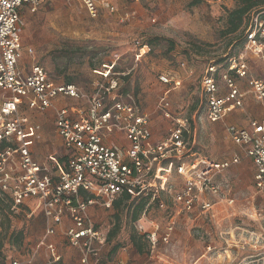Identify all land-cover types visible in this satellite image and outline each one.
I'll list each match as a JSON object with an SVG mask.
<instances>
[{"label":"rangeland","instance_id":"obj_1","mask_svg":"<svg viewBox=\"0 0 264 264\" xmlns=\"http://www.w3.org/2000/svg\"><path fill=\"white\" fill-rule=\"evenodd\" d=\"M110 1L118 13L110 14L104 9L97 20L90 18L78 0L41 4L34 13L24 10L22 42L34 50V57L23 55L24 62L30 65L36 61L58 82L67 83L71 79L87 92H91L94 81L100 80L97 72L102 73L103 65L115 62L122 93L138 98L149 115L150 125L156 126L157 140L169 138L177 126L176 119H184L191 124L197 139L195 145L189 140L194 158L200 155L223 162L240 155L227 135L225 124L208 122L200 105V81L205 69L212 62L237 54L239 32L229 34L227 20L229 12L236 8V1L203 0L198 6L192 4L193 0ZM126 13H130L129 18L119 21V15ZM138 41L147 46L144 54ZM172 43L174 49L170 50ZM161 74L182 82L171 94L175 109L171 119L158 106L165 90L159 80ZM26 114L29 116L28 110ZM63 153L59 147L50 154L35 153L34 159L51 164L54 157L59 159ZM254 173L251 162L244 156L240 165L223 171L216 180L226 191L221 200L233 199L234 204L218 203L207 214L198 210L193 215L182 213L178 235L169 245L160 242L154 253L145 243L147 249L139 254L131 242V237L140 232V225L133 223L132 218L135 207L144 198L142 194H132V199L119 212L112 205L90 206V215L97 228L107 235V244L89 264H264V194L254 188ZM183 188V178L173 172L170 189L181 191ZM161 201L166 208L156 205L149 219L160 226L162 234L179 206L167 193L161 195ZM6 206L0 214L1 232L7 237L0 264H46L50 255L46 246L29 263L46 233L43 216L38 214L30 219L28 211L16 214L8 200ZM116 225L118 231L110 238ZM20 232H23L21 244L13 245L18 237L10 236ZM66 245L60 254H67L70 262L61 264H83L80 251L71 244ZM117 245L119 251L111 256ZM45 252L46 257H40ZM122 255L128 261L117 259Z\"/></svg>","mask_w":264,"mask_h":264},{"label":"built area","instance_id":"obj_2","mask_svg":"<svg viewBox=\"0 0 264 264\" xmlns=\"http://www.w3.org/2000/svg\"><path fill=\"white\" fill-rule=\"evenodd\" d=\"M55 0H0V198L12 200L11 210L18 214L29 201L35 202L33 211L42 210L46 219V234L55 235L56 225L68 217L71 226L66 238L72 247L81 253L83 264H88L91 255H97L106 246L107 235L98 229L89 216L92 205L110 206L123 193L143 192L150 202L142 214V221L151 230L140 224L139 231L150 242L155 251L160 242L172 243L175 217L171 218L162 234L160 226L149 219L150 207L159 199V207L165 209L160 200L162 194L173 196V202L190 214L198 210L211 212L215 203L207 198L220 197L223 189L215 182L240 158L222 163L195 157L190 153V123L176 119L177 126L169 138L153 142L149 116L135 95L122 93L120 73L112 63L102 71V79L88 93L73 83L59 84L50 78L46 69L34 63L29 73H24L19 63L25 52L34 57V50L22 42V12L26 8L36 12L42 3ZM91 19L97 20L101 9L117 12L116 6L99 0H78ZM130 13L121 17L127 20ZM246 44L240 54L226 68L210 64L201 81L206 118L211 123H221L231 110L244 106L243 93L235 85L234 75L248 78L249 54L257 56L264 65V7L254 11L245 29ZM140 47V42H137ZM164 85L180 86L167 75H160ZM221 82L227 92L221 95ZM250 93L254 98L264 99V81L250 79ZM83 102L86 112H78L74 106L56 110L58 135L69 152L64 169L56 162L57 175L48 165L40 164L32 157L26 143V128L29 119L24 109L44 112L54 108L57 98ZM167 119L173 117L167 98L159 105ZM250 130L228 126L232 141L240 146L254 164L256 175L254 188L264 194V124L251 122ZM113 132L123 133L129 142L127 149L107 139ZM173 172L184 180L181 192L170 189ZM83 194L93 197L84 200ZM229 206L234 204L230 199ZM59 255L51 251L48 264H57ZM13 264H20L14 262Z\"/></svg>","mask_w":264,"mask_h":264},{"label":"crops","instance_id":"obj_3","mask_svg":"<svg viewBox=\"0 0 264 264\" xmlns=\"http://www.w3.org/2000/svg\"><path fill=\"white\" fill-rule=\"evenodd\" d=\"M104 1H107V2L112 3L110 0H101V1H99L100 5ZM42 4H46V3H42ZM24 10H26L27 12H29L26 8ZM24 10H23V12H24ZM103 10H104V8L101 9V14H102ZM116 13H118V12H116ZM122 16H124V15H121V16L119 15V17H118V20L119 21H121V17ZM100 17H101V15H100ZM241 50L238 52L239 54H240ZM145 51H146V48H141V51L140 52L142 54H144ZM24 54H25V52L23 53V55ZM34 63L40 64V63H37L36 61H34ZM247 63H248V67H249V76H248V78H239V77H236L234 75L235 85L237 87H239L240 90H241V92L243 93L242 101H243L244 106L242 108L238 107L237 109L231 110L228 113V115L226 116V118L221 123H211L210 122L211 124H222V123H224L225 126H226L227 135H228V131H227L228 126H235L238 129L239 128H242V129L250 130V128H251L250 127L251 126V122H256L257 121V122H259L261 124H264V99L254 98L253 95L250 93V88L248 87V81L250 79H259V80L264 81V65L257 58V56H255L253 54H249V56L247 58ZM33 64L27 65V63L24 62V59L22 57V60L20 61L19 66L24 71V73H29V71L31 69V66ZM103 66H104V68H106V67H109L110 64L108 66L107 65H103ZM97 73L99 75H101L100 76V80H101L102 79V74L99 73V71ZM161 75H167V74H161ZM203 77H204V74H203L202 78ZM50 78L53 79L54 81H56L59 84H69V83L75 84L74 82H69V83H61V82H58L56 79H54L53 77H51V75H50ZM202 78H201V81H202ZM201 81H200V88H201ZM96 82H98V81H96ZM96 82L95 81L93 82V84H92L93 87H94V85H95ZM180 83L181 84L178 87H175L174 84H170V86H169V85H164V84L161 83L164 86V89L165 90L163 92L164 95L162 96V98L160 99V101L163 98H167L168 101H169V103H170V106H171V111L173 113H174L175 109H174V106H173V101L171 99V94H172L173 90L178 89V88H180L182 86V82L181 81H180ZM75 85L77 87H79L77 84H75ZM172 85L174 86V88H173ZM79 88L82 89L81 87H79ZM220 88H221V95L227 92V88L224 86V83L223 82H221ZM83 91H85V90H83ZM85 92H87V91H85ZM91 92H93V88H92ZM91 92H88V93H91ZM201 92H202V98H201L200 105H201V107H204V113H205V117H206V109H207V106L205 105L204 95H203V89L202 88H201ZM247 96H249L252 99L247 98ZM160 101H159V103H160ZM70 106H74L75 108H77L78 112H83V113H85L86 112V109H87L86 106H85V104L83 102L76 101V100H73V99H70V98L69 99H65V98L60 97V98H57L54 101V108L49 109L47 111H44V112H38V111H36L35 112V111H32V110H28V109H24V111H23V114L29 119V123H28L27 128H26V143H28V146H29V148L31 150L33 159H34L35 153H39V154L40 153H47V154H50V153H52L54 151H57V149L59 147L62 148V150H63L64 153L61 156V158L57 159V158L54 157L51 160V164H49V163H43V165L50 166L51 169H52V172L54 174H56V175L58 173V169H57V166H56V162H59L60 166H62L65 169L66 168V165H67V162H68V154H69V152L65 149L64 144L61 141V138L58 135L57 125L55 124V121H56V110L57 109H60V108H65V107H68L69 108ZM26 110H28V115L29 116H27ZM190 127H191V124H190ZM155 128H156V126L152 127L150 125V130H151V133H152V140H153V142L154 143L155 142L157 143V142L164 141V140H157L155 138V136H154ZM191 134L189 136V139L190 140L192 139L191 141H193V144L195 145L196 142H197L196 136L194 135V133L192 131H191ZM228 137H229V135H228ZM107 142L108 143H114V144L118 145L120 148L123 147V148L127 149L129 147V142L125 139V136H124L123 133L120 134V133H117V132H113L112 134L109 135V137L107 139ZM234 145H235V143H234ZM235 146L239 149L240 155L239 154H235L232 157L231 160H233L235 157H239L240 158V162H241V157L244 156L246 159H248L251 162V164L253 166V169L255 171V167H254L253 162L251 161V159H249L247 157V155H245L244 150L240 146L239 147L237 145H235ZM199 157L205 158V157L200 156V155H199ZM231 160H225V161H231ZM214 162H216V161H214ZM219 163H222V162H219ZM237 165H240V163L237 164ZM221 175H219L218 177H220ZM255 175H256V171L254 173V179H255ZM217 178H216V180H217ZM216 180H215V182H216ZM221 188H222V186H221ZM181 191H177V192H181ZM225 192L226 191L223 189V193H222V195L220 197H211L210 195H207V197L205 199L211 197L209 199H212V202L216 203L215 206L218 203H224V202L225 203H228V199L221 200V197L225 195ZM178 206H179L178 211L174 214V216L171 217V218H174L175 217L174 221H175V224H176L175 230H174V233H173V236H172V240H173L174 236L178 235V233H179V230H177V226L179 225V217H180V215L182 213H185V212L182 211V207L180 205H178ZM34 208H35V202L34 201H29V202L26 203V205H24V206L21 207L20 213H18V214H21V212L28 211V213L27 212L26 213L28 214V218H30V219L33 218V217H36L38 214H41L43 216V221H44V224H45V227H46V219H45V216H44L43 211L42 210H38L36 212V211H33ZM150 208L151 209H150V211L148 213V216L151 215L152 210L154 209L152 206ZM145 209H146V207H145ZM194 212H192V213L190 212V214L193 215V214L197 213V212H195V213ZM90 214H91V211L89 209V216L91 217ZM142 214H141L140 220L138 221V225L142 224L147 229L151 230L152 229L151 226L149 224H147L145 221H142L141 220L142 219ZM186 214H188V213H186ZM190 214H188V215H190ZM91 219H92V217H91ZM93 222H94V220H93ZM94 224H95V222H94ZM70 226H71L70 220L68 219L67 216L64 217L62 223L55 226L56 227V229H55V235H53L51 237H48V239L42 245L41 244V241L44 239V236L45 235L43 236L42 240L39 242V245L37 246V250L33 253L32 258H30V260H29L30 262L29 263H32V261L35 259L36 255H37L39 249L41 247H43V246L44 247L46 246L45 248H47L49 250V252H48L49 254L52 251L55 254L57 253L59 255L60 260H59V262L57 264H61L62 262L69 263L70 260H69V257L67 256V254L61 255L60 253L65 251V249H63V248L65 246H67L66 243L69 244L68 239L66 238L65 232H67V230L70 228ZM33 227L37 228L38 226L37 225H33ZM46 230H47V227H46ZM139 234H141V233L139 232ZM149 245H150L151 252L154 253V251L152 250V247H151L150 242H149ZM158 246H159V244H158ZM99 254L100 253H98L97 255H91L90 258H89L88 264L90 263L91 258L98 257ZM43 256L46 257V252L44 254H41L40 255V257H43ZM49 259H50V255L47 257V263L46 264L49 263ZM117 259H122L125 262L128 261V259L126 258L125 255L124 256L123 255L122 256H119Z\"/></svg>","mask_w":264,"mask_h":264},{"label":"trees","instance_id":"obj_4","mask_svg":"<svg viewBox=\"0 0 264 264\" xmlns=\"http://www.w3.org/2000/svg\"><path fill=\"white\" fill-rule=\"evenodd\" d=\"M203 0H193V5L194 6H198L200 5V3H202ZM237 5L236 8L232 11L229 12L228 14V33L229 34H236V32H239V36H240V41H239V48L237 51V54L234 56H230V57H226L223 60H221L220 62H212L215 66H217L218 68H226L229 63L234 60L235 58H237V56L239 55V51L244 47V45L246 44V37L244 36V32L245 29L248 25V22L250 20V16L254 11L260 10L264 7V0H235ZM140 48H144L147 47L145 46L143 43L140 42ZM174 49V44L172 43L170 50ZM210 63V64H212ZM209 64V65H210ZM116 70V69H114ZM116 72V71H115ZM117 73V72H116ZM72 82L71 79L67 80V83ZM123 92V90H122ZM142 194L143 195V199L141 201H139V204L135 207V212L132 218V222L136 223L140 220L141 214L143 213V211L145 210V207L149 204L150 202V197H147L143 192L139 191V192H125L122 194L121 197H119L117 200H115L112 204V208L115 209L116 211H121L123 209L124 203L128 202L132 199V194ZM93 196L91 194H83V198L84 200H89V198H92ZM10 202V207L12 208V200L8 197H4V198H0V214L4 213V208L6 206V201ZM161 200V197H160ZM156 205L159 207V199L156 200V203H154L152 205V207H156ZM7 207V206H6ZM172 217V216H171ZM1 220H0V255H3V249L5 247V240L7 239V237H3V232H1ZM96 226V225H95ZM97 227V226H96ZM118 229H117V225L115 226V229L112 230L110 232V238H112L114 235H116ZM16 233H13L10 237L12 238H17V240L15 241V243H13V245H18L21 244L22 239H23V232L17 233V235H15ZM131 242L133 243L136 251L141 254L144 253L145 250L147 249V245L145 243H148L146 240V237L144 235L141 234H135L131 237ZM150 248V245H149ZM120 249V246L117 245L115 247H113L110 255L113 256L115 255Z\"/></svg>","mask_w":264,"mask_h":264}]
</instances>
